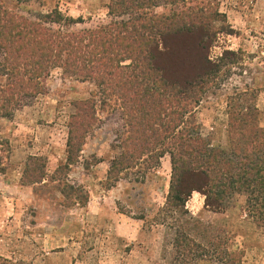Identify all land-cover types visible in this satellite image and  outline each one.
Returning <instances> with one entry per match:
<instances>
[{
  "label": "trees",
  "instance_id": "obj_1",
  "mask_svg": "<svg viewBox=\"0 0 264 264\" xmlns=\"http://www.w3.org/2000/svg\"><path fill=\"white\" fill-rule=\"evenodd\" d=\"M158 2L110 0L107 22L81 28L75 25L86 23L82 18L64 16L57 8L31 17L0 3V114L9 116L42 93L56 67L63 78L93 83L89 98L73 102L70 157L97 127V107L118 106L127 128L116 138L121 151L111 160L108 179L118 182L123 172H141L169 154L171 181L163 211L166 217L177 215L172 264H241L226 237L190 214L187 202L200 192L206 208L222 212L242 195L248 215L264 229L263 113L248 97L250 87L236 88L228 101V146L203 134L194 109L220 80L223 67L239 61L238 54L226 50L220 58L210 57L219 32L213 20L220 12L196 6L190 14L158 13ZM170 55L177 60L167 63Z\"/></svg>",
  "mask_w": 264,
  "mask_h": 264
},
{
  "label": "rangeland",
  "instance_id": "obj_2",
  "mask_svg": "<svg viewBox=\"0 0 264 264\" xmlns=\"http://www.w3.org/2000/svg\"><path fill=\"white\" fill-rule=\"evenodd\" d=\"M109 1L0 3L31 17L57 8L64 16L82 18L86 23L75 25L81 28L107 22ZM158 4V13L190 14L196 6L220 12L213 20L219 32L210 57L220 58L226 50L238 54L239 61L223 67L220 80L202 93L194 109L203 134L228 146L229 96L247 86L264 125V0H159ZM176 60L166 57L167 63ZM95 90L89 81L63 78L62 68L56 67L42 93L11 115L0 114V264H172L177 215L166 213V217L163 211L171 181L169 154L141 172L137 168L123 172L118 182L108 179L111 160L121 151L115 148L116 138L127 128L122 109L110 105L97 107V127L74 157L68 154L73 102L89 98ZM39 174H44L42 182L33 179ZM204 198L193 192L187 202L190 214L224 235L230 251L240 254L241 264H264V229L248 215L245 197L237 195L222 212L206 208Z\"/></svg>",
  "mask_w": 264,
  "mask_h": 264
}]
</instances>
